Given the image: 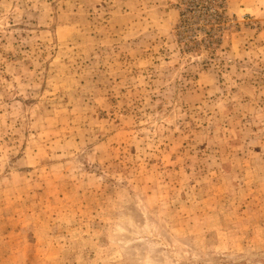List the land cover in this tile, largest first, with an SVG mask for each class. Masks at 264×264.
<instances>
[{"label": "rangeland", "instance_id": "rangeland-1", "mask_svg": "<svg viewBox=\"0 0 264 264\" xmlns=\"http://www.w3.org/2000/svg\"><path fill=\"white\" fill-rule=\"evenodd\" d=\"M0 264H264V0H0Z\"/></svg>", "mask_w": 264, "mask_h": 264}]
</instances>
